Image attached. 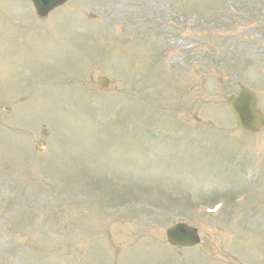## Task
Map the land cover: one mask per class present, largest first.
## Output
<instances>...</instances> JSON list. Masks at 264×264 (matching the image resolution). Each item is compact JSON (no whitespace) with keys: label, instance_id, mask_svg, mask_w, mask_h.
<instances>
[{"label":"rangeland","instance_id":"1","mask_svg":"<svg viewBox=\"0 0 264 264\" xmlns=\"http://www.w3.org/2000/svg\"><path fill=\"white\" fill-rule=\"evenodd\" d=\"M11 2L0 264H264V128L227 106L245 87L264 115V0ZM177 222L200 244L168 247Z\"/></svg>","mask_w":264,"mask_h":264},{"label":"water","instance_id":"2","mask_svg":"<svg viewBox=\"0 0 264 264\" xmlns=\"http://www.w3.org/2000/svg\"><path fill=\"white\" fill-rule=\"evenodd\" d=\"M42 2V0H35ZM50 2V0H43ZM99 87H106L108 81L106 79L98 80ZM256 98L254 94L248 90L241 89L239 94L233 97L229 106L232 110L240 128L245 132H255L264 127V117L256 109ZM167 239L172 245L176 246H193L199 242L196 231L181 224L167 231Z\"/></svg>","mask_w":264,"mask_h":264}]
</instances>
